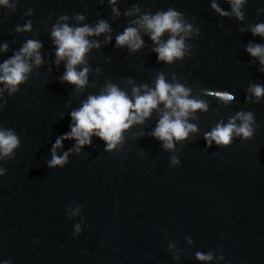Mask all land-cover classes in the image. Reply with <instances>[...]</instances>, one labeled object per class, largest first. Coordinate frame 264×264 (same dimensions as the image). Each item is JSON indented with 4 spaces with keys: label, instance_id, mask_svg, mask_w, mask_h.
<instances>
[{
    "label": "water",
    "instance_id": "water-1",
    "mask_svg": "<svg viewBox=\"0 0 264 264\" xmlns=\"http://www.w3.org/2000/svg\"><path fill=\"white\" fill-rule=\"evenodd\" d=\"M170 9L191 26L181 34L183 58L171 63L158 60L159 45L136 23ZM241 12L242 19L232 14L229 0H116L115 5L9 0L0 5V45H7L0 63L28 40L42 45L41 63L27 60L30 71L17 91L9 93L0 83V128L20 139L12 155L0 159L6 169L0 176V264H264V97L257 100L249 91L264 86V65L246 51L250 44L264 45V37L251 31L264 23V0H246ZM101 20L110 31L87 36L99 46L75 66L77 72L88 69L87 83L63 81L67 60H58L53 27L95 28ZM29 23L30 30L17 31ZM128 27L137 28L143 40L138 50L116 44ZM169 38L166 31L160 39ZM160 75L189 90V99L207 104L206 111L197 109L186 118L197 131L173 138V148H165L151 135L168 111L160 103L143 123L125 130L112 150L92 136L77 152L75 139H66L56 151L69 153L67 163L48 167L56 139L70 131V113L89 96L106 94L110 85L129 98L133 88L143 95L144 86L154 89ZM216 91L235 98L225 102L209 94ZM249 112L251 137L234 134L227 147L215 141L208 146L205 133ZM77 225L81 232L73 236ZM197 252L213 258L198 260Z\"/></svg>",
    "mask_w": 264,
    "mask_h": 264
},
{
    "label": "clouds",
    "instance_id": "clouds-1",
    "mask_svg": "<svg viewBox=\"0 0 264 264\" xmlns=\"http://www.w3.org/2000/svg\"><path fill=\"white\" fill-rule=\"evenodd\" d=\"M115 5L116 0H109ZM246 0H229L232 14L242 19L243 14L241 8ZM9 0H0V5H8ZM213 9L220 12L221 15H228L219 8L216 3L211 5ZM113 11H116L113 8ZM31 14V11L29 12ZM119 14V13H117ZM131 14V13H128ZM180 13L175 10L160 12L155 15H144L136 23L140 28L150 34L153 42L159 46L154 49L158 53V60L171 63L174 58L179 59L184 56V38L191 30V26L184 25L179 19ZM78 20H83L82 15H77ZM61 20H67V16H61ZM30 23L23 28L18 27L17 31L30 30ZM110 31L109 25L101 20L95 28L87 25L82 27H70L67 24L57 23L53 27L51 33L54 42L57 45L58 60L66 59V72L61 78L63 81L82 87L87 83V68L77 72L75 66L83 62L86 52L93 46L99 45L95 42H89L86 38L91 35H100ZM170 33V38L166 42H161V36L165 32ZM253 35L264 37V23H259L251 29ZM184 33L185 35H181ZM179 37V39H177ZM110 39V37H109ZM117 46H127L130 50H138L143 45V40L139 31L135 27H128L122 34L116 37ZM42 45L33 40H28L20 51L10 59L0 63V83L4 84L9 93L18 90V86L26 80V74L30 71V65L27 63L29 58H34V62L38 65L41 58L38 52ZM7 49V45H0V51ZM246 51L255 58H258L261 65H264V45L250 44ZM264 70V69H261ZM145 93L140 94V88H133L132 98L119 90L116 86L110 85L106 94L98 96H89L88 100L75 111L70 113L72 123H70V131L58 137L52 146V158L48 161V167H63L68 161V152L63 155H57V149L62 147V141L66 139H75V150L79 152L80 148L91 144L92 136L99 137L106 142V151L115 148L120 142L122 133L129 129L134 123H143L145 118L149 117L151 112L158 107L160 103L164 104L165 111L158 121V124L151 135L159 140L164 141V147L173 148V138L177 141L186 139L189 132L197 131L193 124L187 123L186 118L190 112L197 109L207 110V104L203 101L189 99V90L183 86L176 84L170 85L165 82L163 75H160L156 81L154 89H148L144 86ZM4 89H0L2 93ZM249 91L257 100L264 97V86H251ZM214 94L219 99L228 102L235 97L227 91H216ZM239 119L241 124L236 125L235 121ZM254 117L252 113H237L236 117L231 118L227 124H217L210 132L205 133V139L208 146L215 141L217 145L229 146L232 142L233 135L240 136L243 139L251 137L254 133L252 123ZM20 146V139L14 131L10 129L0 128V159L12 155L14 149ZM173 164H177L178 160L173 159ZM6 174V169L0 167V176ZM81 228L76 226L75 233L79 234ZM189 243L191 240L189 239ZM196 257L201 261L212 260V255L197 252ZM224 257L221 256L220 259ZM7 264V262H5Z\"/></svg>",
    "mask_w": 264,
    "mask_h": 264
}]
</instances>
